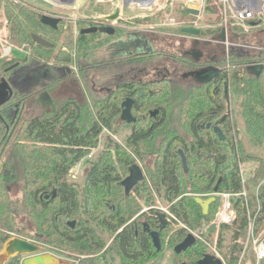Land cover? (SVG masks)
Instances as JSON below:
<instances>
[{
	"label": "trees",
	"instance_id": "1",
	"mask_svg": "<svg viewBox=\"0 0 264 264\" xmlns=\"http://www.w3.org/2000/svg\"><path fill=\"white\" fill-rule=\"evenodd\" d=\"M208 3L207 0L203 13L208 17L207 21L212 18L213 22L208 25L211 27L201 29L202 38L218 35L221 31L220 17L216 7ZM18 6L16 10L10 11V19L15 21L18 27L17 33L15 32L18 45L20 40L26 42L32 51L49 59L52 47L44 48L35 44L31 35H37L50 42V38L54 36L59 41L62 32L42 25L41 12L37 8L20 10V4ZM262 27H253L249 32H260ZM228 33L232 36L246 34L241 26L235 25L229 26ZM95 36L93 34L79 36L76 41L78 51L96 49ZM260 55L257 57L258 60L254 54H245L239 58L233 56V60H230L235 65L231 78L232 94L240 100L239 108L246 120L247 129L251 133L250 141L254 146H259L260 139L264 137V70L259 77L253 78L245 73L242 74L241 68L259 61L264 64V52ZM11 60H16V57L13 56ZM160 91V96L154 97L152 101L153 104L158 103L159 98L160 103L166 108L162 110L161 118L159 121L152 120L147 123L149 125H142L143 127L140 128L132 125L130 127L132 132L130 131L127 136L126 144L142 161H144L143 155L154 153L158 155L153 171L156 183L152 190L169 204L165 217L169 220V227L173 228L171 238L177 245L186 237L188 227H196L210 221L209 211L204 216L200 206L194 202V196L208 198L210 194H213V188L217 183V193L242 192L240 165L247 161V154L243 153L244 148L240 143H236L234 136L221 141L208 133L197 131L203 136L201 137L193 129L192 118L197 117L195 109L203 112L213 103L216 105L214 115L220 116L224 111V103L221 100L217 102L213 99L212 102L213 97L206 93L204 88L195 90L193 93L181 92L177 88L173 89L162 84ZM110 100L114 101L113 98ZM95 107L97 116L88 128L87 120H83L76 110L69 107V112H64L66 117L63 119L55 120L57 116L52 115L54 118L46 117L27 121L10 133L6 128L9 122L7 109L5 104L0 106V167L4 163L3 165L7 164L9 168V171L5 173L1 170L2 167L0 168V264H21L23 255L10 257L3 255L5 244L13 238L38 245V253H44L46 249L54 252L55 249L52 247L65 249L68 246H74L78 251H81L84 246L94 249L93 251L103 248L100 244L101 239L80 221L78 192L67 181L70 169L81 162L90 147L96 143V137L101 130L110 128L113 118L120 112L114 104L106 108L105 104ZM224 131L235 134L234 122L228 120ZM192 132L195 139L191 144H187L185 135ZM154 138L162 140L158 150H155L157 147H154L153 151L152 148H145L144 145H148V142ZM177 140L182 143V153L187 165L186 173L177 152L179 145H174ZM195 146H198L200 154L194 153ZM7 147L10 149L5 157ZM203 154L209 156L204 157ZM251 160L258 165L254 181L264 177V159ZM121 180L108 166H103L99 162L90 166L85 177V182L91 190L100 185L109 186ZM14 182L19 183L21 199L13 198L7 187V184ZM136 187L135 190L133 189L134 192L137 191ZM258 200V205L255 206L257 216L253 220L256 228H261L264 224L263 188L259 191ZM244 202L241 196L233 201V208L237 214L233 224L218 226L219 246L224 242V235L229 234L230 244L223 254L227 264H237L247 235L248 205L243 204ZM133 213L126 215L118 210H108L97 216V219L101 220V226L113 234V249L118 257L129 263L149 257L153 252L145 231L137 227L135 223H126L125 216L130 217ZM139 216L147 222L146 226L150 230L162 226L159 213L152 207H147ZM20 218H25L30 223L33 234H26V231L19 229ZM70 219H78L80 222L71 227L68 225ZM200 240L201 238H197L190 248L175 254L183 258V262L179 264H196L205 255V248ZM251 250L254 255L252 248ZM155 252L158 253L156 250Z\"/></svg>",
	"mask_w": 264,
	"mask_h": 264
},
{
	"label": "rangeland",
	"instance_id": "2",
	"mask_svg": "<svg viewBox=\"0 0 264 264\" xmlns=\"http://www.w3.org/2000/svg\"><path fill=\"white\" fill-rule=\"evenodd\" d=\"M54 1L0 0V78L6 79L7 75L4 74L3 70L19 61L7 60L13 58V56H18L17 51L19 49V42L16 37L18 27L15 21L10 19L11 9L16 10L19 7V4L20 10L23 8H37L40 10L41 15H48L59 19L58 31L62 32V34L68 31L67 34L74 39L77 29L83 28L85 25L84 23H87L90 20L101 19L100 15L104 14V9H112L117 2H121V0H112L113 5L111 4V6L106 4V2H100L101 0H90L88 4L82 7L81 1L83 0H79L75 1L72 6L61 7L59 6L60 0ZM188 3L196 4L197 0H154L151 7L140 9L137 6L130 5L124 8V10L120 7V12L122 11L124 14L122 16L125 20H128L129 23L135 24L139 27H142V22L148 18V24L145 25H148L149 27L151 26L152 30L157 32H168L171 29L173 30L176 28L178 25L188 24L201 29L207 28L208 25L213 22L212 18L207 21L208 17L203 13V9L197 17L185 13L184 9ZM145 16L147 18H143ZM145 25L144 27H148ZM242 29L246 34L241 36H232L228 33L227 42L229 45H232L233 47L235 46V51H238V48L241 47L239 49H244L253 53L255 51L253 47L264 48V31L249 32L248 29ZM261 30H264V27ZM160 37L161 36L156 35V39L161 43L162 39ZM50 39V42L54 44L55 49L53 52L49 53V55H54L58 49L63 52V49L59 47L62 38L59 41L56 39V36L51 37ZM153 44H155V42ZM29 47V45H26V42L20 40V57L23 56L24 53L29 52L35 57H41V60H27L26 62L20 60V68L25 70L24 68H27V65L34 64L49 70L50 63L53 62V60L45 59V57L37 54L36 51H32ZM163 47L166 48L165 45ZM223 47L226 48L224 45ZM156 48L158 50L164 49L157 46ZM83 52L86 54L87 58L73 60L71 64H66L65 68L68 71L66 76L60 80V83L56 85L57 87L52 86L50 95L54 99L77 96L76 98L78 101L87 100L88 111L87 115L83 117V120H87L88 128L97 116L95 106H102V103L105 104V108L110 104H114L117 107L119 106L117 105V101L105 100L104 97L106 92H102L101 90L103 82L104 84H107L108 82L111 84L114 76L113 70L102 65L101 62L103 60H90V57H88L89 54L92 53L90 50H83ZM111 54L112 51L107 46L94 52V55L106 59L110 57ZM103 62H106V60ZM57 64H59V61H57ZM81 67L83 71L79 72ZM71 78H74L75 80L71 82ZM79 93L82 94L81 97L79 96ZM231 101L230 108L234 120L235 134L232 133L230 136H234L237 141L236 143H240L244 148L243 153L247 154V161L240 165V177L241 181H244L242 185L245 192V196H242L241 198L245 200V202H248L247 215L250 216L252 220L257 216L255 206H257L259 202V191L262 188L264 189V177H260L254 181L253 178L258 165L251 159H264V137L260 139L259 146H254L251 143V133L247 129L246 120L241 114V109L239 108L240 100L236 95H233ZM31 107L32 109L27 111V113L32 112L35 114L41 110V107H36L33 104H31ZM178 130L180 131L181 128ZM128 134L129 125L123 123L117 116L114 117L110 128H104L101 130L96 137V143L94 146L90 147L87 155L80 163L70 169L67 176V181L72 184L78 192V201L80 205L79 219L101 239L100 244H102L103 248L99 251H93L94 249L84 246L81 251H78L74 246H68L65 249L52 247V249H55L56 251L49 252V250L46 249L44 253L52 254L61 258L63 264H179L183 262V258L176 256L173 251L176 246L171 238L173 228L169 227L167 224V221L169 220L165 217L169 205L157 192L155 193L152 190L153 185L156 183L153 171L155 170L158 155L155 153L152 155H143L144 161L139 159L134 150L127 146L125 142ZM185 136V139L189 142V134ZM161 143V139L154 138L148 142V145H144V147L147 149L152 148V151L154 147H157L155 150H158ZM9 149L10 147H7L5 157H7ZM179 150H181V148H179ZM95 162H99L103 166H108L110 170L122 180L128 176L127 167L134 163L141 168L143 180L136 187L137 191L134 192V189L127 197L124 195L123 188L119 185L120 181L109 186L100 185L98 188L91 190L85 182V177L88 169ZM3 164L1 165L2 168H0L5 173L9 171V168L7 164ZM7 187L13 198L21 199L22 193L19 191V183H9L7 184ZM210 197L216 198V201L211 204L209 208L210 221L196 227H188L187 234H192L196 240L198 237L201 238L200 241L203 242L205 255H212L221 259L223 264H227L223 254L226 252L227 247L230 244L229 234L224 235V242L219 246L218 234L220 229L216 222L217 213L222 206V198L219 195L213 194H210L208 198ZM147 207H152L159 214L164 215V217L161 218L165 224L160 237L162 246L161 251L158 253L155 252L151 238L146 234L153 251L151 256L144 257L135 263L123 261L113 249V234L101 226V220L100 218L97 219V216L101 212L108 210H118L126 215L134 212L131 216L129 215L130 217L125 216L127 218L126 223H135L137 227L145 229L147 227V222H145L139 215ZM235 215L237 217L236 212ZM80 221H78V219L68 220V222H74L75 225ZM18 223L19 229L21 228L26 231V234L34 233L33 229L30 227V223L25 218H20ZM151 230L157 231V229ZM252 231L254 238H256V235L259 232H264V224L261 228H256L255 224H253ZM245 238L243 249L239 255L237 264H255L254 255L251 250L252 239H248L247 235Z\"/></svg>",
	"mask_w": 264,
	"mask_h": 264
},
{
	"label": "flooded vegetation",
	"instance_id": "3",
	"mask_svg": "<svg viewBox=\"0 0 264 264\" xmlns=\"http://www.w3.org/2000/svg\"><path fill=\"white\" fill-rule=\"evenodd\" d=\"M100 2H106L108 5L113 4L112 0H101ZM122 3L123 1L121 0L120 5L113 7L106 14H101V19L90 20L87 23H84L85 25L83 28L77 29L74 39H72V36L67 34L68 31L64 34H60L62 40H60L59 47L63 49V52L58 49L54 55L47 59L53 60V62L50 63L49 70L34 64L27 65V68H24L25 70L21 69L20 60H41V57H35L29 52L24 53L23 56L20 57L19 44V49L17 51L18 56H16V60L19 61L16 64L4 69V73L7 75V78L4 79L8 82L11 89L10 98L5 103V108L7 109L9 117V122L6 125L7 130L12 133L15 129L23 126L27 121L46 117L52 118V115H55L54 117L57 116L56 118L53 117L55 120L63 119L66 117L64 112H69V107L74 111L76 110L78 115L82 117H84V114H87V100L78 101L76 98L77 96L54 99L50 95V90L52 86L58 85L60 80L66 76V73L68 72L65 68L66 64H71L73 60L87 58L83 51L79 52V48H76V41L79 39V36L93 34L96 35L94 41L97 42V48L88 49L92 52L88 57H90V60H106V62H101L102 65L113 70L114 76L111 84L110 82L107 84H104L103 82L101 90L102 92H106L104 97L105 100L113 98L114 102L117 101V105L119 107L116 106V109L119 108L120 110L117 117L123 123L129 125V133L132 125H134L135 128H137V126L140 128L143 127L142 125H149L147 123L152 120L159 121V118L162 116V110L166 108L160 103L159 98L157 100L158 103L154 102L153 104L152 100H154V97L160 96L161 85L163 84L173 89L177 88V90L181 92L189 91L193 93L195 90L204 88L205 92L213 97L212 102L213 99L217 102L221 100L224 103V111L220 116L214 115L216 113L214 110L216 105L212 103V106L209 108L210 110L207 109L206 111L201 112L200 110L195 109L197 117H194V119L192 118V122H194L193 129L197 134V131L201 133H208L210 136L216 137L220 140L218 138V134L214 131L215 128H218L224 136V139L221 141H225L232 134L224 131L227 121H234L230 107L233 96L231 78L235 65L230 60H233V56L239 58L245 54H254L256 60H258L257 57L261 56L260 54L261 52H264V48L253 47L255 50L253 53L244 49H239L241 47L238 48V51H235V46L233 47L227 42L228 32L226 30V39L224 42H221L218 39V35L220 33L218 35L202 38L200 34L201 28H197L196 26H192L190 24L178 25L173 30L170 28L171 30L168 32L153 31L151 26L149 27L148 25H145L148 24L149 20L146 16L143 18H147L148 20H144V22H142V27H139L135 24L129 23L128 20L123 18L122 15L124 14L122 11L120 12V7L122 10L126 7H122ZM130 5L139 7L137 4ZM59 6L65 7L67 5H65V1L60 0ZM117 8H119V16L113 21L105 20L104 17L114 14ZM144 25L148 27H144ZM209 27L211 26H208V28ZM88 28H97L98 31L90 34L80 33L82 29ZM101 28H111L112 33L107 34L100 32L99 29ZM182 28L197 29L199 31V35L193 36L184 34L181 32ZM222 29L223 28H221V30ZM156 35L161 36V43L156 39ZM154 42L155 44H153ZM164 45L166 48L163 47ZM223 45L226 46V48H224ZM105 46L109 47L112 51L110 57L106 59L94 55L95 51ZM156 46L164 49L158 50ZM54 49L53 44L52 52ZM57 61H59V64H57ZM256 66L263 67L261 71L262 73L264 70V64L259 61L241 68L242 74L245 73L248 76L257 78L255 72H251V69H253L252 67ZM208 68H213L217 70L218 73L209 82L202 83L197 78V74ZM82 71L83 69L81 67L79 72ZM74 80V78L70 79L71 82ZM79 96L81 97L82 94L79 93ZM127 99L132 100L130 114L135 121L131 123H127L125 120L121 119V114L124 109L122 104ZM31 104L36 107H41V110L35 114L32 112L27 113V111L32 109ZM154 111L157 112L155 115H152ZM200 136L203 137L202 135ZM164 139L163 140L167 142V139ZM194 139L195 135L193 132L189 133L190 141L187 142V144H191ZM175 144H178L182 151L181 141L177 140L174 142V145ZM179 148H177V152L179 151ZM198 152L199 148L198 146H195L194 153L197 154ZM202 156L208 157L209 155L203 154ZM138 184L136 186H138ZM136 186H134L131 191ZM129 193L127 195H129ZM124 195L127 196L125 192ZM168 223L169 221H167V224ZM142 229L149 237L150 232L156 231L150 230L149 227ZM157 231H160V228H157ZM36 246L38 247V245ZM26 257L28 256L23 255V259Z\"/></svg>",
	"mask_w": 264,
	"mask_h": 264
},
{
	"label": "water",
	"instance_id": "4",
	"mask_svg": "<svg viewBox=\"0 0 264 264\" xmlns=\"http://www.w3.org/2000/svg\"><path fill=\"white\" fill-rule=\"evenodd\" d=\"M65 1V5L67 6H72L75 2V0H63ZM122 7H127L130 4H137L140 8H147L150 7L153 3L154 0H122ZM55 2V1H54ZM201 11V6L200 3H188L186 4V8L184 9V12L197 17L199 15ZM119 16V8L116 9L115 13L109 16L104 17L105 20H115L117 17ZM40 23L42 25L48 26L51 29L56 30L58 28V24H59V19L50 17L48 15H41L40 18ZM96 31H98L97 28H88V29H82L80 31L81 34H90V33H95ZM100 32H104L107 34H111L112 33V29L111 28H101L99 29ZM181 32L184 34H189V35H193V36H197L199 35V31L197 29L194 28H182ZM32 41L44 48H51L53 46L52 43L46 41L45 39L37 36V35H31ZM218 39L221 42L225 41V29H222L220 34L218 35ZM253 69H251V72L256 74V76L258 77L263 69L262 66H256V67H252ZM254 71V72H253ZM218 71L213 69V68H208L206 70H202L201 72H199L197 74V78L199 79V81H201L202 83H207L209 82L215 75H217ZM203 77V78H201ZM10 93H11V89L10 86L8 84V82L4 79V78H0V106L5 104L8 99L10 98ZM131 104H132V100L127 99L122 106L124 107L122 114H121V119L125 120L127 123H131L134 122L135 119L131 116L130 114V109H131ZM157 111H154L152 113V115H155ZM215 133L218 134V138L220 140L224 139V136L222 135L221 131L218 128L214 129ZM178 154L180 156L181 159V165L182 168L184 170V172H187V165H186V158L183 155L182 151L179 150ZM128 173L129 175L120 182V186H122L124 188V192L127 195L131 189L136 186L140 181H142L143 179V173L141 168L136 165V164H132L128 167ZM218 190V183L214 186L213 188V193L216 194ZM55 191H52V195L54 196ZM216 201L215 197H210L208 199H202L201 197H195L194 198V202L200 206L202 214L205 216L208 214L209 211V207L212 203H214ZM160 220L162 222V226L160 228V231H153L150 232L149 235L152 239V244L155 247V250L157 252H159L161 250V242H160V232L162 231V229H164L165 224L162 221V217H164L163 214H159ZM68 225L73 227L74 226V222H68ZM196 242L195 237L192 234H187L186 237L183 239L182 242H180L179 244H177L173 251L175 254H180L182 252H184L185 250H187L188 248H190L192 245H194ZM39 248L29 242V241H25L19 238H13L11 240H9L4 247L3 250V255L5 257H10V256H14V255H26L28 257L24 258L21 262V264H63L61 259L52 255V254H48V253H42L39 254L38 253ZM196 264H223L222 260L219 258H216L212 255L206 254L204 255L200 260H198L196 262Z\"/></svg>",
	"mask_w": 264,
	"mask_h": 264
},
{
	"label": "built area",
	"instance_id": "5",
	"mask_svg": "<svg viewBox=\"0 0 264 264\" xmlns=\"http://www.w3.org/2000/svg\"><path fill=\"white\" fill-rule=\"evenodd\" d=\"M53 1V0H43ZM207 0H197L200 3L201 11ZM209 5L216 7L220 17L219 26L228 31L229 26H241L248 31L253 27L264 26V0H208ZM244 181L242 180V183ZM222 198V206L217 213V225H231L236 220L233 201L239 196H245L244 190L240 193H216ZM243 204L247 205V202ZM167 213V212H166ZM248 217L247 238L252 239L251 248L255 256V264H264V232H259L254 238L252 225L254 220ZM199 238V237H198ZM248 244V243H247Z\"/></svg>",
	"mask_w": 264,
	"mask_h": 264
},
{
	"label": "crops",
	"instance_id": "6",
	"mask_svg": "<svg viewBox=\"0 0 264 264\" xmlns=\"http://www.w3.org/2000/svg\"><path fill=\"white\" fill-rule=\"evenodd\" d=\"M53 1H54V0H53ZM75 1H79V0H75ZM89 1H90V0H83V1H81L82 7L85 6L86 4H88ZM98 1H100V0H98ZM120 3H121V2H117V4L114 5L113 7H116V6L120 5ZM110 5H111V4H110ZM112 5H113V4H112ZM112 5H111V6H112ZM110 10H111V8L104 9V11H105L104 14L108 13Z\"/></svg>",
	"mask_w": 264,
	"mask_h": 264
}]
</instances>
